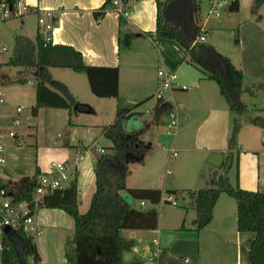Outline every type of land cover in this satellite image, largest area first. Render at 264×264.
I'll use <instances>...</instances> for the list:
<instances>
[{
  "label": "crops",
  "instance_id": "0c3cea01",
  "mask_svg": "<svg viewBox=\"0 0 264 264\" xmlns=\"http://www.w3.org/2000/svg\"><path fill=\"white\" fill-rule=\"evenodd\" d=\"M163 1L169 0H126V24L122 28L131 32L132 36L128 45H119L118 13L110 9L99 18L95 17V12L100 9L104 0H23L26 6L34 9L30 13L36 16L35 37L28 36L29 38L35 40L37 35V10H54L51 42L72 46L82 53L83 61L88 65L118 68V96L101 97V103H108L115 115L119 107L131 108L138 104L133 112H140L143 119L140 104L154 96L158 84L156 72L160 67L175 70L178 83L187 86L186 89L174 88L167 91L168 96L164 100L179 105V118L182 124L177 126L172 134L161 133L159 128H163V125L161 122L157 124L150 122L152 117L150 115L146 128L139 135V140L146 149L139 158L128 159L125 178L128 188L156 187L161 190H175L173 196L177 204L167 202L163 210L160 200L159 208L162 211L158 212L155 229L120 231L124 240L133 242L131 249L122 253V264H159L162 262L159 258L160 250L170 248L179 240L197 243L196 264H249L248 248L254 234L237 230L236 203L230 195L220 193L208 225L199 230H195L192 225L195 210L186 191L215 185L216 179L222 174L221 164L229 151L228 139L235 115L229 110L216 82L206 78L199 69L186 61L187 52L182 46L171 39H155L157 2ZM190 1L196 8L192 13L194 21L201 27L204 42L209 43L208 35L212 27H207V24L210 15L203 19L201 16L199 18L200 0ZM236 1L237 10L226 7L228 9L224 12L228 16L226 21L230 20L229 16L232 13H241L242 9L251 7L253 0ZM257 1L254 0V3L258 7L262 0ZM23 15L20 16L23 17L22 26L25 25L27 18ZM220 17H213L218 24L223 22V18ZM258 18L260 19V15ZM260 20H255L257 25L249 21L257 28L253 48L255 56H249L248 61L245 56L243 67L238 68L243 74L241 100L246 108L239 115L240 128L236 136V147L233 149V152L238 153V166L236 167L234 162L227 176L233 185L237 182L243 189L264 192V127L255 121L256 117L264 121L262 115L264 109L255 108L251 111L248 109V98L264 94V27ZM229 58L236 65L233 59ZM54 68L56 67H50L49 71L51 76L58 80L53 75ZM70 76L71 83L66 79L61 80L75 97L77 108L70 110L40 107L35 114L32 112V116L25 117L23 123L20 117L18 137L16 140L12 139L9 144L4 143L6 163L1 181L6 183L23 176H32L36 170L44 171L49 162L64 160L72 164L77 171V208L80 213H85L95 191V158L92 150H103L110 146V143L97 146L104 138L105 126L99 128L97 121H94L100 109L86 99L91 97L87 92L88 81L86 88L81 76ZM157 102L158 100L151 107V113ZM78 104H83L86 108H78ZM8 105L6 103L1 108L2 119L14 113ZM103 112L106 113V110H100L99 113ZM74 117L77 121H73ZM61 123L64 126L68 125L66 133H62L58 127H62ZM148 129L155 133L149 139L144 138ZM40 133H43L41 137L46 139L44 149L38 151L37 146L23 147V144H27V136L34 137V143L37 145ZM153 140L156 141L157 153L161 156L160 165L146 173L148 166L146 157L154 155V151L151 150ZM132 161L138 162L140 166L133 172L129 170ZM130 173L134 174L131 184L128 179ZM179 200L183 201L182 210L176 208ZM145 202L146 208L153 207L157 210V205ZM36 223L40 233L33 236L32 240L36 245L40 264H66L65 249L67 241L74 233L73 218L62 208L41 207L36 213ZM190 249L189 246H183L182 255L169 251L164 258L180 256L183 263L191 264L192 258L188 254ZM185 258L188 262L184 261Z\"/></svg>",
  "mask_w": 264,
  "mask_h": 264
},
{
  "label": "trees",
  "instance_id": "16d2710c",
  "mask_svg": "<svg viewBox=\"0 0 264 264\" xmlns=\"http://www.w3.org/2000/svg\"><path fill=\"white\" fill-rule=\"evenodd\" d=\"M15 1V0H12ZM112 0H104L100 9L95 12L99 18L106 10L113 9ZM238 2L232 1L229 9L237 10ZM190 0H169L157 2L155 39L166 38L176 41L187 52L186 61L199 69L206 78L216 82L220 94L224 97L229 110L234 113L228 149L221 164L222 174L218 176L215 185L198 190H187L190 203L195 210L192 221L193 228L199 230L208 225L212 219L214 204L225 192L236 203V225L241 232H252L248 248L249 264H264V192L251 191L234 185L228 180L227 173L233 162L238 166V153L233 152L236 147V136L240 128L239 115L245 111V104L241 100L243 92V74L230 60L220 53L213 45L199 41L202 35L201 27L192 15L195 10ZM119 45H128L132 33L122 28L126 24V16L118 14ZM8 64L32 69L35 74V105L33 114L40 107H56L72 109L77 103L67 86L54 79L49 71L50 67L70 68L77 73H83L88 81L90 91L98 97L118 96V68L112 66L88 65L83 61L82 53L72 46L53 42L44 43L37 32L35 40L26 35L17 34ZM150 122L161 121L170 105L157 99ZM131 108L119 107L113 123L103 128V134L110 139L111 145L94 154V184L95 191L90 205L85 213L78 211V189L76 175L69 179L64 188L55 189L44 196V206L62 208L74 220V233L66 243V264H122V253L130 250L133 242L124 240L122 229H155L158 222V211L153 208L134 206V200L148 201L155 205L160 202L165 193L175 194V190H161L160 188H128L126 173L128 159L139 158L146 146L139 140L140 133L148 122L140 114L133 113ZM78 108H86L78 104ZM255 121L264 127V121L256 117ZM36 170L32 176H23L18 180L3 184L16 199L27 198L36 184L39 174ZM127 192L133 202L127 203L122 194ZM182 228L183 225L181 226ZM23 238V256L25 264H40V257L32 238L20 231ZM1 264H21L16 256L11 242L4 237ZM189 246L188 254L192 258L191 264L197 263L198 245L196 242L176 241L170 248L160 250L159 264H185L182 257L164 256L169 252L182 255L181 248ZM164 259V260H163Z\"/></svg>",
  "mask_w": 264,
  "mask_h": 264
},
{
  "label": "rangeland",
  "instance_id": "374dc122",
  "mask_svg": "<svg viewBox=\"0 0 264 264\" xmlns=\"http://www.w3.org/2000/svg\"><path fill=\"white\" fill-rule=\"evenodd\" d=\"M250 6L251 7L245 8V10L242 9L241 13H232L229 16V19H230L229 21H226L228 16L227 14H224V12H226L228 9L227 8L223 9L221 11V17H220V19L223 18L222 24H218L217 22H215L216 19L213 18L212 16H209L208 18L209 22L207 24V27L210 26L212 28L209 30V35H208L209 40L208 39L207 40L209 41V43L216 46L220 53L231 57L233 61L236 63V65L238 66L237 67L235 65L237 68L243 67L244 65L243 60L245 56H246V61H248L249 56L251 55L255 56V53H253V48H255L254 40H256L255 38L257 37L255 35L257 34V28L256 26L252 25V23L249 21H252L255 23V20L261 19L260 24L262 25V27H264V0H262L261 5L258 7L255 5L254 0H253ZM207 12H208V5L206 3V0H200V11L198 12L199 18L200 16L202 19L206 17ZM259 15H260V19L258 18ZM23 16L27 17L24 26H22L23 24L21 23L23 17H20V16L11 17L5 21L0 22V83L2 85L1 87L5 95L4 104L5 105L6 103L7 105L9 104L8 106L10 109L13 110V112H15V107L17 105H22L24 107L23 110L19 113V117H21L22 123L25 117H27L28 115L32 116V109H33V106L35 105V83H36L35 74L29 68L10 65L7 63V61L13 51L15 34L27 35L31 38L35 37V31H36L35 30V24H36L35 17L36 16L30 12L26 13ZM1 47H5V49L1 50ZM148 69L151 70L150 68ZM64 72H68V74ZM53 75L55 78H57L61 82H63V80L61 79H66L68 82H70L69 80V77H71L70 75L81 76V78H83V80L85 81L84 86L87 88L86 76L83 73H77L71 70L70 68L56 67L53 69ZM28 81H30V83H28ZM87 92H89V96L91 97L89 98H86V96H82V97L90 100L91 103H93V105H95L98 109L102 111L106 110V113L105 112L99 113L100 112L99 110L97 115H95L94 117L95 119L94 121H97V124H99V128H102L103 126H108L111 123H113L116 118L114 110L110 109V106L107 105L108 103L107 104L101 103L102 98L95 96L93 93H91L89 89V85L87 88ZM181 92L184 93L185 91H181ZM163 93H164V100H165L166 96H168V93L166 90ZM105 100H108V99L105 98ZM156 100H157V96L154 93V96L148 98L147 100H145L144 102L140 104V109L143 112L142 117L143 119H146L147 122H149L150 120V115H152V113L150 112L151 107L156 102ZM248 103H249L248 109L250 111L254 110L255 108L264 109V94L262 96L260 94V96L256 98L254 97L248 98ZM72 110H74V106ZM262 115L264 114L262 113ZM73 121H77L75 117L73 118ZM180 124L182 123L179 122L178 126ZM58 127L62 130V133H66L68 125L66 126L62 125V127L60 126ZM151 131H152L151 129L150 130L148 129L147 133L144 134V138L149 139L150 137H153L155 133L152 131V136H151L150 135ZM159 131L161 133H164L165 128L160 127ZM42 134L40 133V139L38 140L37 145H35L34 143V137L28 138L27 136V141H26L27 144H23V147H28V148L33 147L34 148L35 146H37L38 151L41 149H44L43 146L45 145L46 139L41 137ZM2 141L5 144H9L13 140L12 138L5 136L2 139ZM109 143L111 145L110 139L104 136V138L99 141L97 146L109 145ZM151 150L154 151V155H152V157L150 156L146 157L147 164H148L146 168L147 169L146 173L152 169H155L156 166L160 165L159 161L161 160V156L159 155V153H157L158 149H157V144L155 140H153V145H152ZM162 154H163L162 155L163 157L164 153ZM27 160L29 162V159ZM27 160H25V163H27ZM20 164H22V162ZM138 164H139L138 162H134V161L130 162L129 170L133 172L134 169L139 166ZM26 165L28 167V163ZM130 174L131 175H129L128 179L131 184L133 183L131 180L134 178L133 177L134 174L133 173H130ZM161 204L163 205V210H164L168 203L162 202ZM155 205L158 206L157 211L160 213L162 211V209L159 208L160 203H157ZM134 206L139 207V202L137 200H134ZM176 208L182 210L181 208H183V201L179 200L178 206H176Z\"/></svg>",
  "mask_w": 264,
  "mask_h": 264
},
{
  "label": "built area",
  "instance_id": "2783aa9c",
  "mask_svg": "<svg viewBox=\"0 0 264 264\" xmlns=\"http://www.w3.org/2000/svg\"><path fill=\"white\" fill-rule=\"evenodd\" d=\"M234 0H207V15L215 18L220 17L222 9L229 7ZM113 10L118 14L126 16V0H112ZM34 9L26 6L23 0H0V22L14 16H21ZM37 32L44 43L52 41V31L54 28L55 11L50 9L37 10ZM199 41H204V35L198 37ZM5 47H1L4 50ZM158 84L155 90L157 99L164 101V91H171L174 88L186 89L187 86L178 83V76L175 70L160 67L156 72ZM5 103V95L0 84V264L3 252V239L6 237L4 227L8 226L18 233L23 232L32 238L40 233V228L36 223L37 210L44 206V196L55 189L66 186L69 179L76 175L75 167L64 160H53L47 164V168L40 172L36 179V184L27 198L16 199L12 193L3 186L1 175L6 163L5 145L2 139L5 136L16 140L18 137V127L20 124L19 113L23 110L22 105L15 107L13 114L7 115L2 119L1 108ZM168 111L162 116L161 124L165 132L172 134L175 132L179 122V105L169 103ZM99 151H102L99 150ZM175 154V153H174ZM161 202H169L176 205L177 202L173 194L165 193L161 196ZM140 208H146L144 200L139 201ZM188 262V259H184Z\"/></svg>",
  "mask_w": 264,
  "mask_h": 264
},
{
  "label": "water",
  "instance_id": "95a60500",
  "mask_svg": "<svg viewBox=\"0 0 264 264\" xmlns=\"http://www.w3.org/2000/svg\"><path fill=\"white\" fill-rule=\"evenodd\" d=\"M76 108H77V104L74 105V109H76ZM133 113L140 114V112H131L126 116V118L131 116ZM122 197L127 203H129V204L132 203V197L129 193L124 192L122 194ZM4 233L6 235V238L11 242L19 262L21 264H25L26 261H25L24 256H23V238H22V235L20 233H18L17 231H15L14 229H11L8 226L4 227Z\"/></svg>",
  "mask_w": 264,
  "mask_h": 264
}]
</instances>
